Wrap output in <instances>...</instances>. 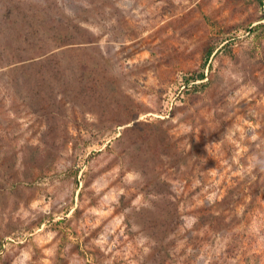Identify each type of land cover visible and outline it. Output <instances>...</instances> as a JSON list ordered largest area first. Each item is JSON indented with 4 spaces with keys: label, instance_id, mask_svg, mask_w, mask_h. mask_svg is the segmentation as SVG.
<instances>
[{
    "label": "rangeland",
    "instance_id": "obj_1",
    "mask_svg": "<svg viewBox=\"0 0 264 264\" xmlns=\"http://www.w3.org/2000/svg\"><path fill=\"white\" fill-rule=\"evenodd\" d=\"M0 264H264V0H0Z\"/></svg>",
    "mask_w": 264,
    "mask_h": 264
}]
</instances>
